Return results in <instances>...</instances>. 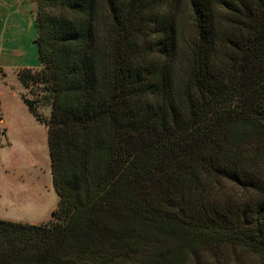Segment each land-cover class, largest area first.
Instances as JSON below:
<instances>
[{
  "label": "trees",
  "instance_id": "1",
  "mask_svg": "<svg viewBox=\"0 0 264 264\" xmlns=\"http://www.w3.org/2000/svg\"><path fill=\"white\" fill-rule=\"evenodd\" d=\"M34 1L59 199L0 264H264V0Z\"/></svg>",
  "mask_w": 264,
  "mask_h": 264
},
{
  "label": "rangeland",
  "instance_id": "2",
  "mask_svg": "<svg viewBox=\"0 0 264 264\" xmlns=\"http://www.w3.org/2000/svg\"><path fill=\"white\" fill-rule=\"evenodd\" d=\"M35 7L34 0H0V117L6 124H42L21 98V94L34 98V90L24 89L18 77L25 68L39 67ZM39 113L43 120L50 116L47 108H40ZM35 126L42 137L31 145L27 161L9 148L0 149V219L34 224L51 222L58 195L51 174L48 131L45 126L42 130ZM205 256L215 262L210 254ZM219 262L262 264L255 254L242 251L228 252Z\"/></svg>",
  "mask_w": 264,
  "mask_h": 264
},
{
  "label": "crops",
  "instance_id": "3",
  "mask_svg": "<svg viewBox=\"0 0 264 264\" xmlns=\"http://www.w3.org/2000/svg\"><path fill=\"white\" fill-rule=\"evenodd\" d=\"M37 121L42 124H6L5 120L0 117V149L9 148L8 150L12 151L13 154H16L20 159H23V161H27V159L30 158L29 156L31 150L29 151V149H31V145H34L35 142H37L36 140L41 139L42 137V133H38L36 131L35 125H38L37 128L41 130L43 129V126H45L48 131V135H46V138L49 143L48 125L45 123L43 124V122L39 120ZM56 206L54 207V209L56 208Z\"/></svg>",
  "mask_w": 264,
  "mask_h": 264
}]
</instances>
